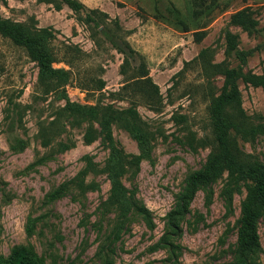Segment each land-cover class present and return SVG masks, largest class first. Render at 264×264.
<instances>
[{
    "label": "rangeland",
    "instance_id": "obj_1",
    "mask_svg": "<svg viewBox=\"0 0 264 264\" xmlns=\"http://www.w3.org/2000/svg\"><path fill=\"white\" fill-rule=\"evenodd\" d=\"M80 1L119 21L123 39L142 55L160 88L159 112L140 103L137 108L154 133L151 157L122 179L129 194L148 208L153 224L137 213L123 219L110 204L111 183L102 172L110 155L107 143H86V123L71 125L60 117L58 128V122L52 124L65 101L42 92L38 64L0 34V264L19 249L34 252L44 264L233 263L245 185L231 201L224 193L226 173L201 188L176 236L171 235L167 216L189 175L203 168L212 149L209 108L224 79L211 66L224 63L264 74V0H209L202 10L193 0ZM245 9L258 21L255 33L231 23L232 16ZM0 15L53 29L59 57L75 55L72 67L55 64L72 72L66 85L71 102L129 107L127 101L110 96L123 86L124 55L104 37L96 45L93 31L68 6L56 9L42 0H3ZM197 33L203 34L199 40ZM228 35L236 37L239 55L227 52ZM66 46H76L82 54L67 53ZM203 51L206 55L201 57ZM91 78L102 79L104 90H92ZM238 86L246 114L255 124L264 123L263 90L241 80ZM42 128L52 131L48 145L40 135ZM113 137L125 154H139L137 143L123 129L114 126ZM16 140L23 148L13 147ZM238 144L264 163V134L255 140L238 138ZM90 184L96 187L87 188ZM63 185L60 195L51 199ZM258 232L261 249L255 259L264 264V212Z\"/></svg>",
    "mask_w": 264,
    "mask_h": 264
},
{
    "label": "trees",
    "instance_id": "obj_2",
    "mask_svg": "<svg viewBox=\"0 0 264 264\" xmlns=\"http://www.w3.org/2000/svg\"><path fill=\"white\" fill-rule=\"evenodd\" d=\"M1 1L3 0H0V3ZM42 1L54 4L56 9H61L62 5L68 6L93 31L92 37L96 45H100V37H104L124 55L123 63L120 66V73L124 77L123 86L119 91L111 93L110 96L127 101L128 108H116L112 104L88 106L71 102L66 93V85L71 81L72 72L63 67L57 68L55 64L64 63L72 67L75 55L72 54L68 58L65 53L63 57H59L54 49L56 35L53 29L30 26L26 23L4 19L0 15V34L23 48L31 61L38 64V85L42 92L54 93L59 99L65 101V106L58 111L52 124L55 125L58 122V128L60 117H64L66 122L71 125L86 123L84 132L86 143L90 144L98 139L107 143L110 155L102 172L108 176L111 183L108 199L110 204L119 211L123 219H126L131 213H137L147 224L152 225L150 211L129 194L122 179L131 169L138 168L143 159L151 157L154 133L150 131L137 108L140 103L151 111L159 112L163 104L160 88L150 76L147 63L142 55L134 50L127 40L123 39L124 30L118 20H111L107 13L98 9H87L80 0ZM208 1L193 0V5L202 10L207 7ZM197 14L200 13L197 12ZM178 23L187 31L188 28L183 20L178 19ZM231 23L241 27L249 34L258 31V21L249 9L235 13L231 18ZM201 35L203 34H196L197 40L201 39ZM235 38L233 35H228L227 52L239 55ZM66 49L67 53L82 54L76 46H66ZM205 55L206 52L203 51L200 56L204 57ZM211 67L216 75L222 76L224 79L219 94L212 97L209 108L213 127L212 149L203 168L191 173L187 178L175 208L167 216L168 227L173 232L171 235L176 236L180 231L179 222L188 213L189 206L197 192L201 188L209 187L226 173L227 181L224 193L229 196V201L232 199V194L239 190L241 185H245L246 188V196L241 204L235 260L230 264H257L255 258L261 249L258 221L264 212V163L243 151L238 144V138L255 140L264 134V123L255 124L252 118L246 114L242 107L238 81L241 80L253 87H260L264 93V74L258 75L250 71L245 72L242 69L229 68L224 63ZM90 81L93 84L92 90L99 92L104 90L105 82L102 79L91 78ZM84 85L89 86V84ZM58 118H60L59 121ZM114 126L123 129L135 140L139 149L138 155H127L118 147L113 137ZM64 131L65 127L62 126L61 133ZM51 132H47L44 128L40 130L45 145L49 144L48 137ZM13 147L21 149L23 142L16 140ZM89 169L88 166L85 171ZM65 185L54 191L51 194V199H56L65 189ZM95 187V184H90L87 188ZM5 264L44 263L34 252L19 249L10 256Z\"/></svg>",
    "mask_w": 264,
    "mask_h": 264
}]
</instances>
